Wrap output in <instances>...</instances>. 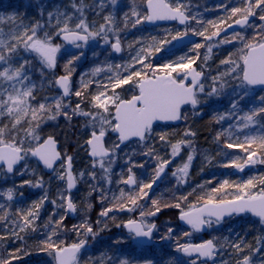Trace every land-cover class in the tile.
<instances>
[{
	"label": "snow or ice",
	"instance_id": "snow-or-ice-1",
	"mask_svg": "<svg viewBox=\"0 0 264 264\" xmlns=\"http://www.w3.org/2000/svg\"><path fill=\"white\" fill-rule=\"evenodd\" d=\"M110 2L115 5L117 0ZM141 3L144 5L143 11L139 10L140 5L136 0H132L130 12L124 14V29L129 27L130 21L131 27L135 28L146 22L168 20L184 25L183 31L174 35L169 32L161 39L153 36L150 43L142 44L131 52L129 61L125 64L93 67L90 74L85 73L80 77L79 88L75 91L72 90L71 79L75 71L73 65L85 56L89 41L103 40L115 53L124 50L119 35L123 29L116 27V18L112 13L104 15L102 22L95 19L90 21L88 18L89 11L100 16L105 8L104 0H93L92 3L88 0H69L67 5H54L46 14L44 6L40 5L41 19L30 23H24L22 19L17 22L14 16L7 18L12 26L7 31L0 27V178L7 179L9 174L23 176L30 170L29 161L33 158L53 171H56V162L60 161L59 168L62 171L56 173V179L64 181L66 188L57 193L59 204L56 199L50 202L65 213H75L77 205L73 201L71 190L79 181L90 180L89 195L98 193L103 203L107 199V192L101 185L112 184L113 167L123 153L127 172L121 174L116 183L125 185L128 191L118 188V194L112 195L111 206L105 207L100 215L108 217L110 212H135L139 209V219L130 218L122 222L133 242L141 245L154 243L153 234H159L160 228L152 218L158 216L162 207L180 210L179 219L192 229L191 232L182 233L186 237H191L193 232L203 231L205 227L220 224L225 216L250 213L264 224V175L253 176L238 183L225 179L218 187H213L205 195L198 197L199 206L189 204L187 210L182 207V202L188 199L187 195L176 198L175 203L163 206L159 199L149 198L153 185L184 149H188L186 160L172 175L177 177V184L187 183L196 154L192 140L196 133L188 130L184 133L186 138L175 143L168 141L166 134H155L171 148L169 158L161 157L155 145L149 143L154 138L153 125L158 121L185 119L182 108L190 105L195 109L202 102L201 94L209 98L220 97L226 88L232 89L228 93L233 97L228 110L217 112L213 117L216 124L227 122V126L222 127L214 137L220 147V154L226 159L222 166L243 172L245 167L264 164V96L259 97V105H254L249 100L253 106L247 111L241 105V101L250 97L252 88L264 86V23L259 25L251 38L242 32L227 35V30L233 24L241 28L255 27L250 24V17H256L257 10L262 13L259 14V20L264 22V0H242L240 5L232 7L221 4L219 7L225 10L226 15L215 21H204L200 14H193L191 0H141ZM234 17L238 18L233 19ZM230 20L232 23H229ZM4 21L5 17L0 16V25ZM209 27L213 29L210 35L207 34ZM222 31L225 33L223 38ZM189 34L203 37L206 42L214 41L208 44L207 53H211L217 45L239 44L235 53H229L220 61V65L227 67L211 77L209 91H206L204 71L193 67L200 58L198 51L195 57L185 55L158 66L152 63V58L165 45L182 40ZM168 36L171 38H167ZM58 38L61 43L54 42ZM141 43L140 40L130 42L128 48L132 49L134 44ZM68 45L79 51H69ZM204 47V43H195L193 50ZM65 55L68 57L64 64L65 74L56 75L54 70L58 57L63 58ZM93 55L97 53L93 52ZM208 58L207 55L204 57L205 63ZM101 73H104V78L95 79ZM86 76L89 78L86 79ZM232 81L235 82L234 85L230 83ZM46 84L59 89V93L41 96ZM128 85L136 89L130 97L124 94L131 91L125 87ZM73 96L80 98L74 106ZM61 115L69 121L74 117L84 120L82 127L88 132L84 144L91 160V167L87 172L74 174L73 157L66 153L61 155L52 135H41L43 125ZM109 133L114 134V138L106 142L105 138ZM132 144L140 148L139 153L134 149L131 152L125 151ZM226 150H238L243 156L233 155ZM136 155L148 157L155 162L154 174L150 180H138L133 169H143L147 161L137 163L133 159ZM205 160L211 162L207 156ZM32 171L34 173L35 170ZM24 185L45 187L43 177L35 182L23 180L19 186ZM14 189L15 185L3 193L8 201L14 199ZM19 195L23 196V192ZM47 200L45 193L39 202H34L27 210L17 209L15 215L18 219H9V209L0 204V209H4L0 214V222H4L6 228L12 225V236L23 241L24 237L20 233L36 232L35 222L39 219L40 208ZM88 208H91V204ZM56 214L54 211L52 215ZM64 219L66 215H60L57 220H52L50 216L44 224L46 232L37 248L38 252L45 253L48 258L44 264H81L82 250L87 252L88 237L95 239L99 234L85 219L72 229L78 237L82 234L83 238L68 243L59 238L60 232L64 230ZM110 219L115 220V216ZM169 224L170 222H166L167 231L160 236L161 240L176 239L174 229ZM120 226L117 224V227ZM105 228L106 225L99 231L102 232ZM4 239L5 237L0 236V241ZM114 243L120 244L121 239L117 238ZM256 244L253 247L243 237H239L238 242L231 243L229 247L237 256L244 253L235 264H254L253 257L256 253H261L264 257V236L257 237ZM223 247L224 244L218 246L214 239L202 243H180L176 239L175 251L190 259L185 261L175 258L168 264H207L209 259L215 260ZM111 248L109 246L110 251L102 252L99 257L89 256L88 264H132L129 259L112 252ZM20 251L21 249H16L7 256H0V264H13L14 260L21 259L16 254ZM145 264H152V261H146ZM220 264L227 262L221 260ZM260 264H264V258L260 260Z\"/></svg>",
	"mask_w": 264,
	"mask_h": 264
},
{
	"label": "rangeland",
	"instance_id": "rangeland-1",
	"mask_svg": "<svg viewBox=\"0 0 264 264\" xmlns=\"http://www.w3.org/2000/svg\"><path fill=\"white\" fill-rule=\"evenodd\" d=\"M45 0H39V3H37V0H32V2L37 5H43L45 6V3L43 2ZM93 2V0H91ZM211 1V0H210ZM69 3V0H66L65 5H67ZM105 3V10H108L107 13L100 15V16H96L95 14L93 15V19L97 20L98 22H102V17L104 15H107L109 13H112L115 18H116V27L118 29H123L122 31L119 32L120 38H121V42H122V46H123V51L121 52L120 55H117L115 52L112 51V49L109 47V45L104 44L103 40L97 39L94 41H89V46L85 49V53L90 50V55H91V60H98L101 59L103 60V64H97L96 66H101V67H106L107 64H125L129 61L130 58V53L134 52L135 50H137L139 47L142 46V44H146V43H150L151 42V38L154 36L157 39H161L164 38L167 33H171V34H176L177 32L183 31L184 28H178V27H174V26H158V27H153V28H146L144 26V24L141 25H137V27L132 28L131 27V22L129 23V27L127 29H124V27H120L118 22V18H117V12L118 11V6H119V0H117V3L115 5L111 4L110 0H104ZM220 0H216L214 3L209 2V0H194L193 2H191L192 4V10H193V14H200V17L204 20V21H208V20H217L220 17H224L226 15L222 14L223 13V8L219 7L221 4ZM138 5H141L139 2L137 3ZM205 5H207V7L205 8ZM123 7L122 13H121V18L124 19V14L126 12H130V9H125L124 10V6ZM39 14V11H38ZM262 14V13H261ZM92 19V20H93ZM91 21V20H90ZM264 23L262 21H260V24ZM213 31L212 28L209 27V31H208V35L211 34V32ZM111 38V37H110ZM167 38H171L170 36H168ZM136 40H140L142 43L141 44H134L132 49L128 48V44L130 42L136 41ZM61 42V41H60ZM195 43H204L205 47L204 48H200L198 50H193V45ZM192 45H190V47H187L186 49L175 53L172 58L167 59L168 61L166 63L172 62L177 60L179 57L181 56H191V57H195L197 54V51L199 52V56L200 58L196 60L195 65L198 66L199 70H203L205 72V79H204V83H205V87H206V91H209V85H211L212 81H211V77L212 76H216L217 74L214 73H218L220 71H223L227 66L225 65H220V61L222 59H225L230 52H232L233 50H237V48L239 47V44H223V45H217L216 47H213V50L211 53H207V46L210 43H214L213 42H206L204 40L203 37L198 36V42H195ZM173 46V41L171 44L169 45H165L164 48L159 52L156 53L155 56L152 58V63L154 64V60L157 58H160L163 56H167L169 55L171 52V47ZM68 47V46H67ZM69 51L72 52H78V49L73 48L72 46L68 47ZM93 52L97 53V55H93ZM62 53H63V49H62ZM100 53L103 55L102 57H100ZM208 56V60L206 61V63L204 62V57ZM85 57H82L81 60L77 61L73 67L77 65H79L80 63L82 64V62L85 60ZM235 58V56L233 57ZM96 64V62H95ZM93 63V65H90L88 69L94 67L95 65ZM157 66V65H156ZM139 67V66H137ZM220 69V70H219ZM215 70V71H214ZM56 71V70H54ZM218 71V72H217ZM56 75H58V73L55 72ZM59 74H65L63 72H59ZM75 73L72 74V77L74 76ZM85 73H81L79 75H84ZM71 77V79H73ZM36 78V77H34ZM80 78V76L78 77ZM78 78H74L73 82H74V86L76 87V89L79 86V79ZM86 79L89 77H85ZM104 78V73H101L98 77H96L95 79H103ZM233 85L235 84L234 81L230 82ZM130 87H132L130 85ZM133 88V87H132ZM56 88L51 87L49 85H45L44 91L40 93L41 96L44 95V93H49V96H54L57 95L54 94ZM72 90L75 91V89L72 87ZM232 89L231 87H228L225 89L224 94L231 93ZM125 94V93H124ZM224 94H222L220 97H216L213 96L211 98L207 97L204 94H201V107L203 105H205L207 102L212 101V105H216L217 101H219V99L221 97L224 96ZM253 95V92L251 91L250 96ZM40 97L38 96V99ZM75 101L77 102V100H79L80 98L75 97ZM192 111L187 110V122H190L191 116L192 115ZM64 117V116H63ZM195 117V114H194ZM61 118V117H59ZM65 118V117H64ZM76 119V120H75ZM68 122H70V125L72 126L70 128V130H72V128H74V134L75 137H71V133L68 131ZM84 123L83 118H79V117H74L71 121L66 119L65 123L59 124L58 120H50L48 121L46 124L43 125V130L41 132L42 136H47V135H52V136H57L59 135L60 140H62L63 145L65 147V152L67 155L72 156L73 160L75 161V165H76V169L78 170V173L81 171L86 170V168L84 167L85 164V158L84 155L82 153L83 152V147H84V141L85 139L88 137V132L86 129H84L82 127ZM158 125H156L154 128H156V130L158 131L156 134H165L164 132H162V130L160 128H157ZM189 129L187 127H185V129L183 130H178L175 133H171L169 135H166V139L172 143H175L176 141L185 139L186 137H184V133L186 131H188ZM191 131V130H190ZM193 132V131H192ZM48 133H53V134H48ZM69 134V135H68ZM57 138V137H56ZM75 138V140H73ZM111 138H114V136H111ZM109 139V140H110ZM156 140V141H155ZM193 140V145L196 148V154H195V159L192 162V166L189 170V175L187 178V183H183V184H177V177L172 175V172L176 170L177 167L181 166L182 163L186 160L187 154H188V149H184L181 151L180 155L177 156L175 159L172 160V163L166 168V174L163 177L159 189L158 191L155 193V195H153L151 198H156L160 200V204L161 206H163V204L166 203H175L176 202V198L180 197V196H184L187 195L188 199L186 201L182 202V207L185 208V210H187V205L189 204H197V206L199 205L196 201V196H198V194H196L195 192H190L189 189L191 188L190 186V172L193 169L197 158L202 154L198 151L197 148V139L196 137L192 138ZM72 142H75L74 145ZM149 143L154 144L155 146L158 144V147H156V151L157 153L167 159L170 157L171 154V148L168 144H165L164 142L159 140V136L155 135L154 133V138L152 140H150ZM72 146V147H71ZM133 146H130L129 148H127V150H133L132 149ZM199 153V154H198ZM88 156V153H87ZM89 158V156H88ZM90 159V158H89ZM33 160V159H32ZM34 161V160H33ZM35 162V161H34ZM152 162L153 164H155V162L151 159H148L146 163H144V168H134V172L138 175V177H141L143 174L146 173L147 177L149 178V180L152 178L153 176V168H148L147 172H146V167L145 164L147 165L148 163ZM151 163V164H152ZM35 164H37L35 162ZM38 165V164H37ZM42 168V167H40ZM29 171H27V175H28V179L32 180V181H36L37 179H39L40 177H43L44 183H45V187L44 188H35V187H31L29 186V189H31L33 198L31 200L30 205H28L27 207H24L23 210H27L28 208H30L32 206V204L34 202H39L41 197H43L45 195V193H47L48 196V200L45 201L42 205V207L40 208V212H39V219L36 220L35 222V226L37 228V230L40 228L42 222H43V214L44 212H46V214L49 215V217L53 214V212L55 211L58 215L60 212V209L56 208V206H54L50 201L53 199L57 200V204H59V200L57 199V193L60 191H63L65 189V182L64 181H59L56 179V173L59 171H62L59 168V165L56 167V171H54L52 174L46 175L44 176L43 174L45 173V170L42 168L41 171H37L36 169L33 168V166L29 165ZM32 170H35L34 173ZM86 172V171H85ZM19 176V175H17ZM23 177H26L25 175H23ZM21 178V177H20ZM22 179H26V178H22ZM14 180H16L15 178L12 179L8 176L7 179H1L0 180V197L5 200H7L6 196L3 194L6 192V190L8 188H13L15 185V189H14V195L16 193L17 189H20L21 187L19 186L20 184H17ZM90 181V180H89ZM189 183V184H188ZM84 184V183H83ZM19 187V188H18ZM85 190L80 191V204L78 205L77 202V208L83 206L84 203H86V193ZM189 193H191L189 195ZM84 195V198H83ZM88 197V196H87ZM74 199V197H73ZM171 200V202H169ZM174 201V202H173ZM82 208V207H81ZM177 211V218L178 215L180 213L179 209H175V208H163L162 207V211L158 214L160 219L162 220V224H163V228H165V230L167 229V227L165 226L166 222H171L172 224V219L174 214ZM85 212V210H84ZM86 213V212H85ZM54 215V217L56 216ZM10 217V214H9ZM162 217V218H161ZM156 217L152 218L153 220ZM169 226V225H168ZM12 225H9L8 228H1L0 226V230L3 231V233H0V236L5 237L4 240L0 241V247H6V251L7 254L9 252H13L14 247L13 244L17 243L18 241H21L19 239H16L14 236H12L11 234V229ZM172 227V226H171ZM107 228V227H106ZM105 228V229H106ZM161 229V232L158 234V236L156 235V237L154 238V248H151L150 251L146 252L149 255H151V258L155 257L156 252L159 247H165L168 248V246H175L176 247V239L179 240L180 243H196V242H203L205 241V237L206 238H211L214 239V242H218V246L219 244H224L223 249H221L220 253L216 256V259L214 262H212L211 264H220L221 260L226 261L227 264H235V261L237 259L242 258V256L244 255V253L240 254L239 256H237L236 254H232L229 245L233 242H238L239 237H243L244 240L247 243H250L253 247H256V238L260 237V236H264V224H261L260 221H258L257 219L251 217V216H232L228 219H226L225 221L221 222L218 225H213L211 228H209V231L207 234L205 235H198L195 234L193 232L191 237H186L183 236L182 233L184 231L181 232H175L174 231V236L176 237V239H170V240H161L160 236H163L166 234L164 229ZM174 229V228H173ZM69 230H65L63 232V237L68 233ZM189 232H191V230H188ZM25 233H20V235L22 236ZM196 236L198 237V240L194 241V239L196 238ZM24 237V236H23ZM76 238V237H75ZM225 240H227V243H225ZM234 240V241H233ZM129 239H123L121 240V243L118 244L120 247V252H118V254L124 258L129 259L132 264H137L138 262V258L137 255L135 256H131L129 248H132L133 243L131 242ZM27 249V248H26ZM124 249L127 250V252L125 253ZM124 250V251H123ZM90 251V248L87 249V252ZM247 252V249H246ZM262 252H264V249H262ZM140 254H138V256H142L144 254H141V252H139ZM19 255V254H18ZM128 255L130 257H128ZM20 256V255H19ZM23 257H26L24 254H22ZM21 257V256H20ZM21 257V258H23ZM28 257V256H27ZM261 253H256L253 257L254 259V264H260V260H261ZM47 258V256H46ZM48 259V258H47ZM46 259V260H47ZM86 260L84 261V264H88V256L85 258ZM33 258L32 257H28V261H32ZM27 263V261L25 262ZM81 264L82 261H81Z\"/></svg>",
	"mask_w": 264,
	"mask_h": 264
},
{
	"label": "trees",
	"instance_id": "trees-1",
	"mask_svg": "<svg viewBox=\"0 0 264 264\" xmlns=\"http://www.w3.org/2000/svg\"><path fill=\"white\" fill-rule=\"evenodd\" d=\"M45 3L44 10L45 14L47 11L52 10L53 6L56 4H60L61 6L65 5L66 0H45L43 1ZM89 3H92L91 0H88ZM141 3V0H136V3ZM125 9H131L132 6V0H119V6H118V11L117 12V18L119 20L118 24L120 27L124 26V19L121 18V13L123 10L124 6ZM40 5L37 4L35 5L32 0H0V16L5 17V21L3 25H0V27H3L5 31L8 30L9 27L12 25L8 21V17H16L17 22H19L21 19L23 20L24 23H30L34 20L41 19L40 15L38 14ZM109 10V9H108ZM108 10H103L100 15H103L108 12ZM130 11V10H129ZM261 14V13H260ZM94 13L89 11L88 13V18L89 20L93 19ZM131 22V21H130ZM129 22V23H130ZM55 43H61L59 39H56L54 41ZM236 51L233 50L230 53H235ZM175 53H170L167 56H163L158 58L157 60H154V65H162L166 63L169 58H172V56ZM85 60L80 63L79 65L76 64L75 71L73 73L74 77L78 78L79 74L81 73H89L91 72V69L89 68L90 65H93V63L96 64L94 67H96L97 64H103V60L99 59L98 60H91V55H90V50H88L85 53ZM103 55L100 53V57ZM228 56V55H226ZM167 58V59H166ZM68 57L65 55L63 58L58 57V62H57V67L55 68V72H63L64 73V64L66 63V60ZM220 70V69H219ZM215 71V70H214ZM218 72V71H217ZM217 74V73H214ZM253 92V95H251L249 98H246L244 101H241V105L244 107V110L247 111L249 107L254 105H259V97L264 96V90H251ZM44 94H49L44 93ZM233 97L228 95V92L224 94L223 97L217 101L216 105H212V101L207 102L205 105L201 107L200 103L197 105L195 109L192 107H186L183 109V115L186 117L185 119H182L181 124L179 125H158L157 128H160L162 132H164L166 135H169L171 133H175L178 130H184L185 127H187L189 130L193 131L196 133V139H197V148L198 151L202 153L196 160V163L193 167V169L190 172V186L191 188L189 189L190 192H195L198 194L196 196V201L198 203V197L205 195L206 192L210 191L213 187H218L219 184L227 179L230 182H243L246 181L247 179L256 176L259 177L260 175H264V164H256L254 166H249L245 167L244 171L241 172L237 169L234 168H225L222 165L226 162V159L220 154V147L218 144L215 142L214 137L216 134L221 131L222 127L227 126V122H222V124H216L213 121V117L217 112H224L227 111L229 106H230V100ZM249 100L253 102V104L249 103ZM187 110L192 111V115L190 122H187ZM195 114V117H194ZM72 126L68 124V131L71 133V137H75L74 134V128L70 130ZM158 130V129H157ZM156 128H154V133L156 134L158 131ZM48 134H53V133H48ZM69 135V134H68ZM58 140H60L59 135L56 136ZM75 140V138L73 139ZM156 141V140H155ZM150 142V141H149ZM61 143V150H65V147L63 145L64 142L60 140ZM73 145L75 142H72ZM223 143V140H221V144ZM152 144V143H151ZM130 146H133L132 149L135 151H140V148L137 147L135 144H132ZM129 146V147H130ZM72 147V146H71ZM158 147V144L155 146V148ZM127 149V148H126ZM125 149V150H126ZM83 152L85 158V164L84 167L88 171L90 170L91 167V160L87 156V146L84 144L83 147ZM158 151V150H157ZM233 155H240L243 156V153H240L238 150H226ZM139 153V152H138ZM199 154V153H198ZM209 157L211 159V162L209 163L208 161L205 160V157ZM133 159L137 163L145 162L147 161L148 157L142 156V155H136L133 157ZM152 162L147 164V167L153 168V165L151 164ZM29 165L33 166L34 169L37 171H41L42 168H40L39 165L35 164V162L31 159L29 161ZM146 165V164H145ZM151 170V169H150ZM97 173L99 174V169L96 170ZM126 173V168H123L122 170L119 168H116L113 172L112 176V184L111 185H102V187L105 188V191L107 192V199L101 203V200L99 198L98 193H92L89 195V184L91 181H79V189L75 193L76 200L80 199V191L85 190L86 195V203L83 204V206L79 207L77 209V215L75 218H70L66 222L63 223V231L60 232L59 238L66 240L68 243L74 242L79 238H83V235L81 234L80 237L77 236L76 232L72 231L74 225H79L81 224L85 219L91 224L93 227L94 231L99 232V234L95 237V239L91 238V236L88 237V246L87 249L90 248L89 252L84 253L82 250V257L81 261L84 264V261L86 260L85 258L88 256H93V257H99L102 252L110 251L109 246H112L111 251L112 252H120V247L118 244H115V240L117 238H120L121 240L123 239H129V235H127L122 228V225L126 218L125 217V211H114V212H119L123 214V217L115 214L114 212H110L108 217H101L100 213L105 207L111 206V199L113 193L118 194V188H124L125 191H128V188L123 185V184H117L116 181L120 178L121 174ZM26 177L23 176H9L14 180L17 184H21L24 179L25 180H30L28 179L27 172L24 174ZM44 176L48 175L46 172L43 174ZM21 177V178H20ZM84 183V184H83ZM189 184V183H188ZM202 186V187H201ZM19 188V187H18ZM229 191H232L231 189ZM23 192V196H20L19 193ZM31 189H29V185H24L20 189L16 190V193L14 195V199L12 201L5 200L4 198L2 199L0 197V204L4 205L5 208L9 209V214L10 217L9 219H18L16 217L15 213L17 209L23 210L24 207H27L30 205L31 200L33 198ZM84 193V194H85ZM77 195V196H76ZM88 196V197H87ZM84 198V195H83ZM230 198V197H229ZM91 204V208H88V205ZM79 205V204H78ZM4 209H0V214L3 213ZM85 210V212H84ZM57 216V215H56ZM56 216L51 215L52 220H57ZM115 216V220L110 219V217ZM43 222H48L49 215L44 212L43 214ZM172 224L170 222L169 226H172L174 228L175 232H181V231H188L189 229L184 228L177 222V211L173 216L172 219ZM99 221V223H97ZM42 222L41 225H44ZM106 222H109L108 224ZM117 224H120V227H117ZM104 225H106V229L102 232L99 231L100 228H102ZM1 228L5 227L4 222H0ZM158 228L161 229L163 228V224L161 223ZM165 230V228H163ZM65 230H69L68 233L63 237V232ZM167 229L165 230V232ZM46 232V229L43 228L42 232L37 235H33V238L25 239L23 241H18L17 243L13 244L14 251L16 249H21L20 252L16 253L17 255L19 254L21 257L22 254L25 255V253L30 252L31 255H25L26 257H23L19 260H14L13 264H44L46 261V254L45 253H40L37 251L38 245L40 244L41 240L44 238V234ZM0 233H3V231L0 230ZM174 235V234H173ZM158 236V234H157ZM76 237V238H75ZM53 239H56V237H53ZM131 242L132 240L129 239ZM198 240V237L194 239V241ZM234 241V240H233ZM130 242V243H131ZM133 243V242H132ZM27 248V249H26ZM151 248H139L135 244L132 245V248H129L131 256L137 255L138 262L137 264H145L146 261L151 260L152 264H168V262L172 259L175 258H180L182 260L188 261V259L183 258L178 252L175 251V246H168V248L165 247H160L157 252L155 257L151 258V255H149L148 251H150ZM231 249V248H230ZM125 250V251H124ZM123 251L126 253L127 250L124 249ZM144 254L142 256H138V254ZM232 254H235L233 250H231ZM111 254V253H110ZM242 254V253H241ZM0 256H7V251L6 247H0ZM32 257V261H28V257ZM128 257H130L128 255ZM264 257H261V259ZM27 261V263H25Z\"/></svg>",
	"mask_w": 264,
	"mask_h": 264
},
{
	"label": "flooded vegetation",
	"instance_id": "flooded-vegetation-1",
	"mask_svg": "<svg viewBox=\"0 0 264 264\" xmlns=\"http://www.w3.org/2000/svg\"><path fill=\"white\" fill-rule=\"evenodd\" d=\"M194 0H191V2H193ZM212 1V3H214L216 0H211ZM210 0H209V2H211ZM221 1V3L220 4H228L229 5V7H232V6H238V5H240L241 3H242V0H220ZM207 7V5H205V8ZM143 9H144V5L143 4H141L140 5V8H139V10H141V11H143ZM224 10V9H223ZM192 12H193V10H192ZM257 13H258V15L256 16V17H250V24H252V25H254L255 27H245V28H239V29H237V30H234V31H230V32H228L227 33V35L228 36H231V34L233 33V32H242V34H244V35H246V36H248L249 38H251V36L259 29V25H260V20H259V14H260V11L259 10H257ZM222 14H225V10L223 11V13ZM236 18H238V17H234L233 19H236ZM229 23H232V21L230 20L229 21ZM144 24V23H143ZM145 26V25H144ZM158 26H174V27H178V28H184L185 26L184 25H180L178 22H173V23H166V24H160V25H156V26H152V27H146V28H153V27H158ZM224 27H226V25L224 26ZM225 36V33L224 34H221V38H223ZM196 42H198V36H197V40H196ZM173 43H174V41H173ZM190 45H192V44H190ZM190 45H188V46H184V47H182V48H178V49H173V46L171 47V51L170 52H172V53H178V52H180V51H182V50H184V49H186L187 47H190ZM121 54V53H120ZM119 54V55H120ZM118 55V54H117ZM158 59V56H157V58L155 59V60H157ZM205 73V72H204ZM58 75H63V74H59L58 73ZM80 77H81V75H79ZM88 77V76H87ZM73 79L75 78L76 79V77H72ZM73 79H72V87L76 90V87L74 86V82H73ZM79 80H80V78H78ZM126 88H129V89H131V91H127V92H125V95L127 96V97H130L132 94H134L135 93V91H136V89L135 88H132V87H130V85H128V86H125ZM78 88H79V86H78ZM77 88V89H78ZM59 89H55V91H54V94H58L59 93ZM45 95V94H44ZM46 95H48V94H46ZM72 103H73V106L75 105V103H76V101H75V98H74V96L72 97ZM185 107H190L189 105H187V106H185ZM76 120V119H75ZM68 124H70V122H68ZM111 136H114V134H112V133H109V135L105 138V140H106V142L110 139V137ZM57 139V138H56ZM58 140V139H57ZM59 142H60V140H58ZM60 150H61V143H60ZM126 152H131L132 150H125ZM61 152H62V154L64 155L66 152L65 151H63V150H61ZM137 153L139 152V151H136ZM125 159H126V157H124L123 156V153H121V158L120 159H118L117 160V162H116V164L114 165V167H113V172H114V170L116 169V168H119V169H123V168H126V172H127V166L125 165ZM60 164V163H59ZM76 163H75V161L73 160V173L74 174H77L78 173V170L76 169V165H75ZM145 167H146V172H147V169H148V167H147V165H145ZM56 169V168H55ZM136 169V168H135ZM135 169H133V171L135 170ZM136 176H137V178H138V180L139 179H148L149 180V178L147 177V175H146V173L145 174H143L141 177H138V175L136 174ZM66 185V184H65ZM102 186V185H101ZM160 186V185H159ZM159 186L156 188V189H154L153 191H151L150 193H149V198H151L153 195H155V193L158 191V189H159ZM65 188H66V186H65ZM79 189V182L77 183V187H76V190L72 193V198L74 197V199H73V201H74V203L75 202H77L76 201V197H75V193L77 192V190ZM77 196V195H76ZM141 204H144V201H141L140 202ZM78 209V208H77ZM76 213H77V210H76ZM125 213V217H127L126 218V220L125 221H127L128 219H139V214H138V212L137 213H134V212H132V214H130V213H128V211H125L124 212ZM76 217V216H75ZM75 217H73V218H75ZM162 218V217H161ZM155 220V222H156V224H157V227L162 223V220L160 219V217H159V215L154 219ZM122 228H123V231L127 234V235H129V233L126 231V229L124 228V226L122 225ZM192 231V230H191ZM195 233V232H194ZM208 233V232H207ZM207 233H205V234H207ZM195 234H198V235H205V234H200V233H195ZM156 235H157V233H154L153 234V240H154V238L156 237ZM209 239H211V238H206L205 237V241L206 240H209ZM133 242V241H132ZM195 243V242H194ZM196 243H202V242H196ZM133 244H135L137 247H139V248H154V243H152V245H150V246H145V245H141V244H139V243H136V242H133ZM160 248V247H159ZM158 248V249H159ZM158 249H156V250H158ZM180 254V253H179ZM181 255V254H180ZM182 256V255H181ZM183 257V256H182ZM184 258V257H183ZM185 259H188V258H185ZM216 259V258H215ZM189 260V259H188ZM215 261V260H214ZM213 260H211V261H209V262H207V264H211L212 262H214Z\"/></svg>",
	"mask_w": 264,
	"mask_h": 264
},
{
	"label": "water",
	"instance_id": "water-1",
	"mask_svg": "<svg viewBox=\"0 0 264 264\" xmlns=\"http://www.w3.org/2000/svg\"><path fill=\"white\" fill-rule=\"evenodd\" d=\"M173 22H178V21H168V20H162V21H156L155 23H144V25L146 26V27H152V26H156V25H160V24H166V23H173ZM179 23V22H178ZM181 25V24H180ZM239 28H241L239 25H235V24H233V27L232 28H230V29H228L227 30V33L228 32H230V31H234V30H237V29H239ZM221 34H224V32L222 31L221 32ZM59 39V38H58ZM60 40V39H59ZM196 40H197V36H193V35H191V34H189L188 36H186V37H184L182 40H178V41H174V45H173V49H178V48H182V47H184V46H188V45H190V44H193V43H195L196 42ZM61 41V40H60ZM62 42V41H61ZM70 45H68V47H69ZM121 53V52H120ZM120 53H117V54H120ZM193 67L194 68H197V70H198V67L196 66V65H193ZM253 89H264V86H255ZM185 106H187V105H185ZM184 106V107H185ZM197 107V106H196ZM183 109V108H182ZM182 111V110H181ZM179 123H181V120H179V121H158V122H156L154 125H153V127L155 126V125H157V124H173V125H175V124H179ZM54 137V136H53ZM55 138V137H54ZM55 140L57 141V150L58 151H60L61 152V150H60V142L55 138ZM61 155H62V153H61ZM63 156V155H62ZM89 156V155H88ZM33 160L36 162V160H35V158H33ZM37 163V162H36ZM59 163H60V161H57L56 162V165H54V168H56L57 167V165H59ZM40 167H43L44 169H45V171H46V173L47 174H52L54 171H53V169H48V168H46L45 166H43V164L42 163H37ZM165 173V172H164ZM164 173H162L161 174V176H160V178L156 181V184H154L153 185V189H152V191L155 189V188H157L159 185H160V183H161V181H162V179H163V177H164ZM9 175H14V174H9ZM2 178H0V180H1ZM76 187H77V185H76ZM76 187L75 188H73L72 190H71V194L76 190ZM199 206V205H198ZM76 213V212H75ZM75 213H71L70 212V214H71V216L72 217H74L75 216ZM179 215H180V213H179ZM179 215H178V221H179V223L183 226V227H185V228H188V229H191L190 228V226L189 225H187L185 222H183V221H181L180 219H179ZM241 215H251L252 217H254V218H256V219H259L258 217H255V216H253L252 214H250V213H245V214H241ZM241 215H239V216H241ZM226 218H228V216H225L224 217V219L222 220V221H224ZM221 221V222H222ZM125 228V227H124ZM126 229V228H125ZM208 227H205V229L203 230V231H201V232H195V233H200V234H205V233H207L208 232ZM192 230V229H191ZM126 231H127V229H126ZM128 232V231H127ZM152 245V244H151ZM145 246H150V245H145ZM182 256H183V254L182 253H180ZM184 258H188V259H190L189 257H185V256H183ZM209 261H211V259H209L207 262H209Z\"/></svg>",
	"mask_w": 264,
	"mask_h": 264
},
{
	"label": "bare ground",
	"instance_id": "bare-ground-1",
	"mask_svg": "<svg viewBox=\"0 0 264 264\" xmlns=\"http://www.w3.org/2000/svg\"><path fill=\"white\" fill-rule=\"evenodd\" d=\"M69 47H70V46H69ZM113 52H114V51H113ZM89 91H91V89H90ZM59 117H61V118H59ZM59 117L56 119V120H58V123H59V124H62V123H65V122H66V118H64L62 115L59 116ZM153 167H155V165H153ZM165 174H166V170H165L164 176H165ZM12 176H13V175H12ZM155 189H156V188H155ZM76 201H77L78 204H80V203H79V202H80V199H78V200H76ZM169 202H171V200H170ZM173 202H174V201H173ZM137 212H138V214H139V209H137V211H135L134 213H137ZM128 213L132 214V212H128ZM115 214H117V215L123 217V214H122V213H119V212L116 213V212H114V215H115ZM60 215H66V219L63 220V223L66 222L67 220H69V217H70V218H73V217L71 216L70 212L65 213L63 209H60V212H59V214L56 216V219H59V216H60ZM76 215H77V213H75V216H76ZM75 216H74V217H75ZM124 222H125V221H124ZM177 222L179 223L178 218H177ZM43 223L45 224L46 222L44 221ZM106 223L108 224L109 222H106ZM104 226H105V225H104ZM104 226H103V227H104ZM3 228L6 229V227H3ZM43 228H44V225H41L40 228H39L38 230H36V232L28 231V232H26L25 234H23L22 236H24L25 239H27V238L31 239V238H33V235L40 234V233L42 232Z\"/></svg>",
	"mask_w": 264,
	"mask_h": 264
}]
</instances>
